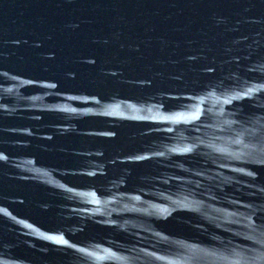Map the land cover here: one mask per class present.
Returning <instances> with one entry per match:
<instances>
[{"label": "water", "instance_id": "1", "mask_svg": "<svg viewBox=\"0 0 264 264\" xmlns=\"http://www.w3.org/2000/svg\"><path fill=\"white\" fill-rule=\"evenodd\" d=\"M0 264H264V0H0Z\"/></svg>", "mask_w": 264, "mask_h": 264}]
</instances>
